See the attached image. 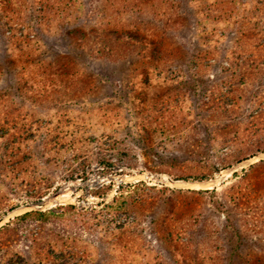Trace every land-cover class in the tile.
<instances>
[{
    "label": "rangeland",
    "instance_id": "374dc122",
    "mask_svg": "<svg viewBox=\"0 0 264 264\" xmlns=\"http://www.w3.org/2000/svg\"><path fill=\"white\" fill-rule=\"evenodd\" d=\"M56 194L0 264H264V0H0V218Z\"/></svg>",
    "mask_w": 264,
    "mask_h": 264
},
{
    "label": "water",
    "instance_id": "95a60500",
    "mask_svg": "<svg viewBox=\"0 0 264 264\" xmlns=\"http://www.w3.org/2000/svg\"><path fill=\"white\" fill-rule=\"evenodd\" d=\"M168 179H169L170 182L173 183V185H177V183H178L177 181H173L171 178H168ZM199 183H201V182H199ZM190 184L194 185L196 183L195 182H191ZM57 195L58 194L52 196V198H45V199H42V200H39V201H36V202L27 203V204H24V205H22L20 207L14 208L10 212H8L6 215H4L3 217L0 218V223L6 221L8 219L13 218L21 210L39 208V207H41V208L48 207L50 205L52 199L57 198Z\"/></svg>",
    "mask_w": 264,
    "mask_h": 264
}]
</instances>
